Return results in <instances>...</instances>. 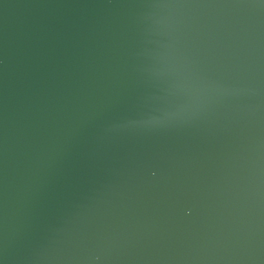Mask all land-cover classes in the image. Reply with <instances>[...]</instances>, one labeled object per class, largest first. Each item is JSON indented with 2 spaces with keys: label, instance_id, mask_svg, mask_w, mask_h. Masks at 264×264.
I'll list each match as a JSON object with an SVG mask.
<instances>
[{
  "label": "water",
  "instance_id": "1",
  "mask_svg": "<svg viewBox=\"0 0 264 264\" xmlns=\"http://www.w3.org/2000/svg\"><path fill=\"white\" fill-rule=\"evenodd\" d=\"M0 264H264V0H0Z\"/></svg>",
  "mask_w": 264,
  "mask_h": 264
}]
</instances>
